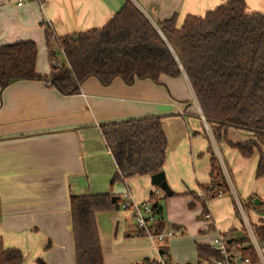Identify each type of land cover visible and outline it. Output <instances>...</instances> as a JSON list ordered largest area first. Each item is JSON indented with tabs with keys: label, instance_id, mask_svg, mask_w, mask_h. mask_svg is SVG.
Returning a JSON list of instances; mask_svg holds the SVG:
<instances>
[{
	"label": "crops",
	"instance_id": "1",
	"mask_svg": "<svg viewBox=\"0 0 264 264\" xmlns=\"http://www.w3.org/2000/svg\"><path fill=\"white\" fill-rule=\"evenodd\" d=\"M125 1L46 0L40 6L35 0H0V45L33 42L36 73L47 76V25L56 38L98 29ZM129 1L153 24L175 15L179 27L186 16H202L227 0ZM244 2L248 12L264 14V0ZM63 60L61 65H66ZM149 116L161 118L167 144L162 170L172 197H164L148 175L113 179L118 169L100 125ZM205 124L184 73L160 75L157 82L134 79L131 84L115 77L102 85L89 77L79 93L70 96L43 81L10 84L0 90L1 245L20 250L22 264H75L70 197L110 194L121 202L127 191L137 203H146L153 194L163 230H172L173 236L157 249L137 230L130 212H98L104 264H159L160 253L184 264H201L197 246H209L215 231L238 239L245 235L246 219L249 224L264 223L262 203L251 208V216L245 214L248 199L255 197L246 178L254 176L257 154L246 159L224 140L216 143L215 128ZM226 138L232 144L253 139L232 128ZM210 148L228 191L203 202L197 194L209 186Z\"/></svg>",
	"mask_w": 264,
	"mask_h": 264
},
{
	"label": "trees",
	"instance_id": "2",
	"mask_svg": "<svg viewBox=\"0 0 264 264\" xmlns=\"http://www.w3.org/2000/svg\"><path fill=\"white\" fill-rule=\"evenodd\" d=\"M46 42L51 62L47 76L36 73V45L31 41L0 45V90L17 81H43L63 96L79 93L81 83L95 77L102 85L115 77L126 84L134 79L158 81L160 75L184 73L201 115L215 128V142L224 140L241 157L258 156L254 177H264V14L248 12L244 0H227L202 16L188 15L179 27L176 16L153 24L131 1L126 0L109 21L98 29L65 35L57 43L66 65L53 64L50 32ZM101 134L118 169L115 178L161 172L166 138L161 118L149 116L100 125ZM245 131L253 139L232 144L227 130ZM206 202L228 191L222 168L211 148ZM164 197L174 193L167 188ZM110 194L70 197L75 264H104L95 214L115 209ZM148 203L161 215L158 199ZM254 202L252 198L248 203ZM116 203L120 201L116 197ZM158 217L155 232L163 230ZM253 234L264 245V223L253 225ZM242 257L257 263L249 237L233 239ZM246 242V245H245ZM201 262L219 258L209 246H197ZM23 255L0 243V264H22ZM39 264H44L38 261ZM202 264V263H201Z\"/></svg>",
	"mask_w": 264,
	"mask_h": 264
},
{
	"label": "built area",
	"instance_id": "3",
	"mask_svg": "<svg viewBox=\"0 0 264 264\" xmlns=\"http://www.w3.org/2000/svg\"><path fill=\"white\" fill-rule=\"evenodd\" d=\"M39 3L40 6L43 5V3L46 0H35ZM47 29L50 32V37L52 40H55L57 42V38L52 33L51 25H47ZM203 122L205 123L203 117ZM206 126V124H205ZM218 197L222 196L223 193L221 191H218L216 194ZM197 198L204 199L205 194L204 192H199L197 194ZM118 208L130 212V214L134 217L135 224L137 230L144 234L146 237H148L153 246L158 249L160 244L164 241L165 238L173 236V231H161V232H155L154 225L157 224L158 221V215L154 213L151 203H137L133 201L131 195L129 192H125L123 194L121 202L118 204ZM206 218H209L210 215L206 214ZM246 230H247V236L249 237L250 243L253 247V250L256 254L257 262L259 264H264V245L258 243V241L255 239V236L250 228V224L246 219ZM210 249L216 251L219 255V258H212V259H206L202 262V264H250V260L246 257H242L239 248L240 245L236 244L233 239L226 233H219L214 232V236L212 238V241L209 245ZM238 261H240L238 263ZM159 264H184L182 262L173 261L167 257L166 254L160 253V259L158 261Z\"/></svg>",
	"mask_w": 264,
	"mask_h": 264
},
{
	"label": "rangeland",
	"instance_id": "4",
	"mask_svg": "<svg viewBox=\"0 0 264 264\" xmlns=\"http://www.w3.org/2000/svg\"><path fill=\"white\" fill-rule=\"evenodd\" d=\"M50 41H51L50 45H51V48H52V51H53V53H52L53 54L52 55L53 58L52 59L58 65H61V63L64 62V60H63L64 59V55H63L58 43L55 40H52L51 37H50ZM262 149L264 151V148H262ZM246 186L249 188V190H251V193H253V196H255L254 200L258 199L262 203L260 205V207L262 209H264V177L260 178V179H256L254 176H252L249 180H247V178H246ZM236 205H237V203H236ZM248 205L249 206L248 207L246 206V209L249 208L250 210H246L245 209V214H248V213L250 214L251 208H257L256 206H253L252 203H249ZM237 209H238V207H237ZM260 215L263 216L264 215V211L261 212ZM250 216H251V214H250ZM240 218H241V215H240ZM253 225L254 224H250V228H251L252 232H253ZM247 233L248 232L246 230L245 235L242 236V237H246V235H248ZM231 238L234 239L233 237H231ZM238 239L240 240V238H238ZM245 245H246V242H245ZM239 264H244V263H239Z\"/></svg>",
	"mask_w": 264,
	"mask_h": 264
},
{
	"label": "water",
	"instance_id": "5",
	"mask_svg": "<svg viewBox=\"0 0 264 264\" xmlns=\"http://www.w3.org/2000/svg\"><path fill=\"white\" fill-rule=\"evenodd\" d=\"M199 112L201 113L200 108H199ZM150 182L153 186H156L157 188H159L162 191H165L168 188L166 180H165L164 171H161V172H158V173L151 175L150 176ZM111 203L115 205V209H118V204L116 203V197L111 198ZM253 204L255 206H258L261 204V202L258 199H255ZM239 262L240 261H238V263Z\"/></svg>",
	"mask_w": 264,
	"mask_h": 264
}]
</instances>
